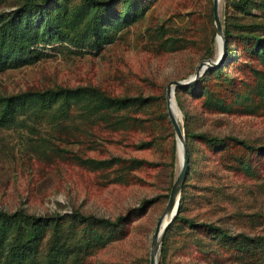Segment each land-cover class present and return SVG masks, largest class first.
Listing matches in <instances>:
<instances>
[{
    "label": "rangeland",
    "instance_id": "rangeland-1",
    "mask_svg": "<svg viewBox=\"0 0 264 264\" xmlns=\"http://www.w3.org/2000/svg\"><path fill=\"white\" fill-rule=\"evenodd\" d=\"M226 2L219 0L218 4L222 31L225 13L232 12ZM21 3L22 0H0V15L12 12ZM212 3L213 0H152L141 19L115 30L113 41L98 50L77 54L57 43L44 47L47 55L33 64L0 71V95L4 96L35 89L96 87L112 96L151 98L140 108L122 110L124 123L130 125L117 130L78 106L69 110L61 125L64 127L54 126L46 115L42 120H27L31 127L17 124L0 128V210L22 209L40 216L78 211L115 219L141 201L153 199L142 214L125 225L128 232L124 238L96 248L82 262L149 264L152 234L166 205L165 195H169L168 188L180 168V146L178 152L173 127L161 116L163 106L155 102L163 95L167 112V84L186 79L201 60L218 56L220 40H216L213 13L212 20L208 18ZM126 4V0L115 3L117 8ZM78 5L79 0H70V11ZM252 12L258 14L257 9ZM211 37L213 56L204 58ZM178 44L182 47L172 50ZM240 60L243 61L239 59L229 66V74L240 79L248 77V83H253L249 67ZM174 101L183 133L187 123L196 133L218 138L235 136L254 146L264 145L263 107L252 114L208 110L201 107L200 99L181 93L188 114L184 120L175 91ZM126 114L144 121L132 124ZM146 141L152 145L138 147ZM190 148L189 175L180 194V201L182 192L185 197L181 216L194 223L223 227L231 235H264V168L260 165L257 175H245L217 166L215 152L203 142L190 141ZM235 151L242 150L237 147ZM112 156L151 164L93 169L81 161ZM171 229L164 234L157 264H220L224 253L208 235L181 222ZM98 233L107 236L108 231L99 229Z\"/></svg>",
    "mask_w": 264,
    "mask_h": 264
},
{
    "label": "trees",
    "instance_id": "trees-1",
    "mask_svg": "<svg viewBox=\"0 0 264 264\" xmlns=\"http://www.w3.org/2000/svg\"><path fill=\"white\" fill-rule=\"evenodd\" d=\"M79 1L80 5L71 12L70 0H22L12 12L0 15V71L33 64L47 55L44 47L57 43H61L59 47L77 54L98 50L113 41L115 30L141 19L152 2L126 0L125 6L117 8L115 3L119 0ZM226 7L232 12H226L222 22L226 41L222 64L207 69L195 83L175 89V98L184 120L188 114L184 111L181 93L200 99L201 107L208 110L252 114L254 109L264 108V0H227ZM254 9L258 10V14L252 12ZM212 13L211 10L208 14L209 21L212 20ZM180 41L188 43L187 40ZM181 47L178 44L172 50ZM213 48L211 37L202 57H212ZM239 59H243L240 61L249 67L253 83H248V77L240 79L229 74V66ZM254 60L257 62L253 63ZM150 99L141 95L112 96L96 87H58L0 95V128H11L17 124L31 127L27 120H42L46 115L54 126L64 127L61 125L68 118L69 110L78 106L117 130L130 125L124 123L125 119L120 114L122 110L140 108ZM155 103L163 106L161 116L170 125L164 96L161 95ZM125 117L132 124L144 121L130 114ZM184 133L188 165L191 162L190 141L195 140L205 143L209 151L215 152V159L218 160L215 164L219 167L250 176L257 175L260 165L264 168V145L254 146L235 136L218 138L204 132L196 133L187 127V123ZM150 144L149 141L141 142L138 147L148 148ZM237 147L242 151L236 152ZM81 161L93 169H109L118 164L124 167L128 164L129 167L151 164L141 159L127 160L115 156L83 158ZM188 175L187 171L183 188ZM152 201L143 200L115 219L84 215L78 211L40 216L22 209L13 212L0 210V264H82L96 248L124 238L128 232L125 225L142 214ZM184 202L182 192L177 214L166 235L177 222L185 223L216 242L220 252L224 253L220 264H264V235L242 232L231 235L223 227L212 223H194L181 216ZM99 229L107 230V236L98 233Z\"/></svg>",
    "mask_w": 264,
    "mask_h": 264
},
{
    "label": "water",
    "instance_id": "water-1",
    "mask_svg": "<svg viewBox=\"0 0 264 264\" xmlns=\"http://www.w3.org/2000/svg\"><path fill=\"white\" fill-rule=\"evenodd\" d=\"M218 4H219V0H213L212 11H213V20L217 33L216 40L218 37L220 39L218 56L215 59L201 60L195 66L194 72L186 79L172 80L166 86L165 97L167 102V112H168L169 120L171 122V125L175 133L178 152H179V146L181 149L180 168L171 186L164 210L161 213L159 219L157 220L154 232L152 234L151 247L149 253V264H157V255L160 250L164 234L177 213L182 186L184 184L188 171V154H187L184 133L182 131L180 124L178 123V119L171 110L170 100L171 99L174 100V91L176 88L186 87L193 84L202 76V74L207 69H213L222 64L226 54V41L221 27ZM174 104L176 106L175 101ZM164 219H167V221L162 226Z\"/></svg>",
    "mask_w": 264,
    "mask_h": 264
},
{
    "label": "bare ground",
    "instance_id": "bare-ground-1",
    "mask_svg": "<svg viewBox=\"0 0 264 264\" xmlns=\"http://www.w3.org/2000/svg\"><path fill=\"white\" fill-rule=\"evenodd\" d=\"M218 39H219V37H218ZM219 40H220V39H219ZM170 105H171V110H172V112L174 113V115H175L176 118L178 119V118H179V112H178L177 107H176L175 104H174V100H173V99L170 100ZM180 153H181V149H180ZM166 221H167V219H164V221H163V223H162V226L166 223Z\"/></svg>",
    "mask_w": 264,
    "mask_h": 264
}]
</instances>
